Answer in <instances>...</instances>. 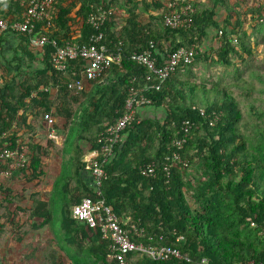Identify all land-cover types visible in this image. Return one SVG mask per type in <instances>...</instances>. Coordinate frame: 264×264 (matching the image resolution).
Returning <instances> with one entry per match:
<instances>
[{"label": "trees", "instance_id": "obj_1", "mask_svg": "<svg viewBox=\"0 0 264 264\" xmlns=\"http://www.w3.org/2000/svg\"><path fill=\"white\" fill-rule=\"evenodd\" d=\"M100 2L59 0L46 35L59 46L87 42L93 31L87 18ZM190 2L195 7L192 25L172 30L164 24L165 8L158 0H110L109 5L124 14L118 31L113 22L106 24L104 43L110 51L121 50L122 61L107 72L105 82H91L92 91L68 88L71 79L79 77V65L72 63L67 74L55 70L50 44L44 54L32 53L25 35L11 30L0 34V69L9 76L14 69H22L26 57L31 63L35 55L42 58L37 60L41 61L39 69L20 79L17 86L6 75L0 76L4 83L0 87V153L25 152L22 166L11 170L14 160L5 158L0 159V168L14 178L40 179L45 174L43 160L54 148L56 130L47 144L21 143L20 131L33 128L29 119L39 110L66 121L59 174L43 198L32 195L29 209L31 219L41 220L33 227L51 226L63 252L51 251V263L48 258L43 264H57L60 256L68 260L62 264H118L109 257V241L102 239L100 230L75 220L72 208L83 198H97L92 179L89 182L88 175L84 176L90 173L81 158L86 147L98 148V134L121 116L132 80H137L134 85L144 84L151 74L129 59L148 49L151 41L158 50V65L181 48L197 46V54L160 90L147 93L153 102L149 107L165 115L140 118L125 131L123 142L105 166L101 197L123 228L135 224L144 230L138 242L177 248L190 261H156L128 252L126 264H200L202 259L208 264L264 262V55L255 60L264 46V0L254 2L249 13L246 0H208L207 6ZM24 10L21 0H0V15L10 23L20 20ZM218 10L223 12L221 23ZM42 25L38 23L37 28ZM210 30L217 31L220 45L203 52L200 48ZM9 34L20 38L23 53L11 61L4 47ZM199 65L209 74L207 83L192 80L198 76ZM222 68H234L240 80L233 76L226 84ZM51 89L56 90L54 96ZM235 90L238 93L233 95ZM186 121L190 129L178 151L174 141L183 136L181 126ZM174 153L187 164L197 161L202 172L197 185L187 179L188 165L179 163ZM150 163L156 166L155 178L140 174V168ZM0 190L5 189L0 186Z\"/></svg>", "mask_w": 264, "mask_h": 264}, {"label": "built area", "instance_id": "obj_2", "mask_svg": "<svg viewBox=\"0 0 264 264\" xmlns=\"http://www.w3.org/2000/svg\"><path fill=\"white\" fill-rule=\"evenodd\" d=\"M109 2L110 0H101L100 4L88 15L87 24L93 31L87 42H66L65 45L59 46L57 40L50 39L46 35L45 32L52 25L59 0H21V6L25 8L21 19L10 23L0 15V34H4L8 30L23 34L28 38L30 49L41 54L45 53L47 44H50L54 48L51 53V66L55 70L67 74L72 63L79 65V77L72 78L68 88L82 91L85 88V83L103 81L112 66H120L122 61L121 50L110 51L104 43L106 24L113 22L114 31H118L120 29L118 26L120 17L124 14L123 11L110 6ZM164 8L162 12H164L166 27L176 30L189 28L192 25L195 9L190 0H166ZM38 23L43 24L39 29L37 28ZM119 44L121 45V43ZM157 51L156 44L151 41L148 49L141 53H133L130 56L129 59L132 62L146 67L151 74L145 78L144 84L134 85L137 80L135 78L132 80L133 85L128 90L121 116L115 124L106 126L98 134V148L88 160L83 162L85 169L91 174L92 187L97 198L95 200L83 198L79 204L72 208V216L75 220L86 224L89 228L100 230L102 239L109 241V257L116 260L118 264L127 263L125 253L128 252H138L156 261L169 259L190 261L189 257L183 255L177 248L153 247L138 242L139 238L144 237V230L135 224L123 228L117 215L101 197V187L107 179L105 166L114 157L115 147L123 142L125 131L133 124L140 122L139 111L153 103L147 93L153 89L160 90L178 68L191 64L197 54V46H192L189 49L181 48L169 54L162 65L157 64ZM154 80L155 82H153ZM35 95L36 93L32 94V96ZM200 112L204 114L203 110ZM45 118L52 122V118L48 115ZM189 129V122H183L181 126L183 136L174 141V146L178 151L183 148ZM13 153L6 152L4 155L12 157ZM4 155L2 154L1 157ZM173 157L184 166L188 165L178 153H174ZM166 171L169 169L166 168ZM140 174L145 178H155V164L144 165L140 168ZM262 236L264 238V227ZM200 264H208V260L202 259ZM234 264H264V262L250 261Z\"/></svg>", "mask_w": 264, "mask_h": 264}, {"label": "rangeland", "instance_id": "obj_3", "mask_svg": "<svg viewBox=\"0 0 264 264\" xmlns=\"http://www.w3.org/2000/svg\"><path fill=\"white\" fill-rule=\"evenodd\" d=\"M256 1L258 0H246L247 6L244 5L245 12L249 13V9L254 6V2ZM194 2L205 6L209 4L208 0H194ZM157 12H161V10L156 11V13ZM248 16L249 17L246 19L251 21L250 15ZM222 18L223 12L218 10L217 20L220 23ZM219 45L220 42L217 31L210 30L208 39L203 42L200 50L203 52L210 51L213 47L214 49H217ZM263 55L264 46L259 47V50L255 55V60L260 59ZM11 59L12 58L9 56L8 60L11 61ZM15 65L16 64L13 63L12 66ZM40 66L41 61L38 62L35 60L31 64H23L22 69L19 71L14 69L10 76L5 72V70L0 69V76L6 75L8 79L14 80V84L16 85L19 83L20 79H26L25 76L27 74L32 75V73H34ZM203 68L205 67H201L200 65L197 67L198 76L197 78H192L193 81H203L207 83L209 74L208 72L203 73ZM220 72H222L225 80L224 82L226 84L229 83L228 78L231 77L232 81L233 76H236L238 80H240L239 74H234L237 72L234 68H222ZM67 78L69 79L71 77L67 76ZM101 82H105V79ZM3 84L4 83L0 81V87H3ZM90 85L91 84L88 82L85 83V87L88 91L90 89ZM231 93L236 95L238 91H231ZM73 107H77V105L74 104ZM37 113H34L29 119L33 128L31 130L25 129V131H20L19 136L21 138V143H27L32 140L36 143L42 142L43 144H47L48 139L54 132L51 130L52 127L56 130L57 138L55 140L53 151L43 160V170L45 174L40 179L29 182L24 177L14 178L9 171L0 168V186L5 190L9 189L8 191L0 190V264H43L44 261L50 257L51 251H59L55 230L49 225L42 228H34L33 224L39 223L41 220L31 219L29 217V209L32 205V195L39 194L38 197L43 198L44 192L51 189L54 178L59 174L61 166V150L63 146V139L66 134L65 131L62 132V129H64L66 121L54 114H48L44 110H39ZM46 115L52 118V122L46 120ZM164 115L165 112L161 110L159 113L160 118L164 117ZM147 116L151 115L148 114L144 117ZM144 117L141 116L140 118L142 119ZM6 152L10 151L3 150L0 153V159L12 158L14 160L13 164L10 166L11 170L15 168L17 169V167L24 164L25 152L22 154L10 152L13 153L12 157H6ZM2 154L5 155L1 157ZM196 162L197 161L188 163V166L186 167L187 179L194 185H197L196 178L201 177L202 173L198 163ZM10 200L12 201L11 203H9ZM14 212L15 214L13 215L12 213ZM59 253L60 255H63L62 251H59ZM59 259H56L58 260L57 264L68 262L67 259L65 260L61 256ZM49 263H51L50 258Z\"/></svg>", "mask_w": 264, "mask_h": 264}, {"label": "crops", "instance_id": "obj_4", "mask_svg": "<svg viewBox=\"0 0 264 264\" xmlns=\"http://www.w3.org/2000/svg\"><path fill=\"white\" fill-rule=\"evenodd\" d=\"M162 5H163V8L165 7V3H166V0H158ZM162 8V9H163ZM5 38H6V42H4V47L6 48V53H5V57H6V59H8V57L10 56V58H13V56L15 55V54H23L22 52H21V48H19V45H20V43H21V40H20V38L18 37V36H14V35H12V36H10V34L7 36H5ZM30 49V48H29ZM32 53H33V50H32ZM34 55H35V52H34ZM36 57H35V59L36 60H38V59H42L41 57H38V55H35ZM26 60H25V63L26 64H31V61L29 60V58L28 57H26L25 58ZM39 69V68H38ZM36 72V71H35ZM87 89V88H86ZM90 91H92L93 90V86L92 85H90V89H89ZM45 91H47V90H45ZM51 93H52V95L54 96L55 95V93H56V90H53V89H51ZM53 96H51V98H53ZM155 113H158L159 114V111L158 110H156V109H153V108H151V107H145V108H143V109H141L140 111H139V117H141V116H146V115H151L152 117H154V115H155ZM33 116V115H32ZM52 131H54V128L52 127V129H51ZM54 133V132H53ZM96 149H92L91 148V146H88V147H86L85 148V150H84V154H83V156H82V158H81V161L82 162H84V160H88L92 155H93V152L95 151ZM88 157V158H87ZM85 175H88V176H86V178H88V180H89V182H90V180L92 179V178H90V176H91V174H84V176Z\"/></svg>", "mask_w": 264, "mask_h": 264}, {"label": "bare ground", "instance_id": "obj_5", "mask_svg": "<svg viewBox=\"0 0 264 264\" xmlns=\"http://www.w3.org/2000/svg\"><path fill=\"white\" fill-rule=\"evenodd\" d=\"M88 158V157H87Z\"/></svg>", "mask_w": 264, "mask_h": 264}]
</instances>
